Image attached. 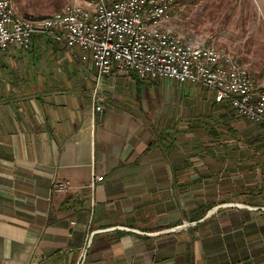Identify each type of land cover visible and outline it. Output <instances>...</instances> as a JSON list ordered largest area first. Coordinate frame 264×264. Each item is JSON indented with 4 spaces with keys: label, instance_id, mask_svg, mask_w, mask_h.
I'll return each mask as SVG.
<instances>
[{
    "label": "crops",
    "instance_id": "obj_1",
    "mask_svg": "<svg viewBox=\"0 0 264 264\" xmlns=\"http://www.w3.org/2000/svg\"><path fill=\"white\" fill-rule=\"evenodd\" d=\"M80 54L0 50V264H264L260 125Z\"/></svg>",
    "mask_w": 264,
    "mask_h": 264
},
{
    "label": "built area",
    "instance_id": "obj_2",
    "mask_svg": "<svg viewBox=\"0 0 264 264\" xmlns=\"http://www.w3.org/2000/svg\"><path fill=\"white\" fill-rule=\"evenodd\" d=\"M178 0H88L66 5L64 14L37 23L16 20L9 0H0V50L12 46L25 51L36 36L78 48L83 62L99 77L135 74L140 79H171L198 85L227 103L235 113L260 125L264 139V85H257L247 68L222 50L195 43L185 47L183 36L170 30ZM100 111L101 107H97ZM103 177H94L101 182ZM68 181L55 190L65 192Z\"/></svg>",
    "mask_w": 264,
    "mask_h": 264
},
{
    "label": "rangeland",
    "instance_id": "obj_3",
    "mask_svg": "<svg viewBox=\"0 0 264 264\" xmlns=\"http://www.w3.org/2000/svg\"><path fill=\"white\" fill-rule=\"evenodd\" d=\"M86 0H13L18 15L39 19L61 11L66 5ZM253 1V2H252ZM244 12L249 14L244 15ZM163 26L186 40L228 52L264 85V0H178L173 20ZM190 94L211 93L198 86Z\"/></svg>",
    "mask_w": 264,
    "mask_h": 264
},
{
    "label": "bare ground",
    "instance_id": "obj_4",
    "mask_svg": "<svg viewBox=\"0 0 264 264\" xmlns=\"http://www.w3.org/2000/svg\"><path fill=\"white\" fill-rule=\"evenodd\" d=\"M85 6H88V0H86L83 3H77V7H85ZM9 10H16L14 8L13 0H9ZM56 14H64V8L61 11L59 10V12H56ZM52 16H55V13H53L47 17H44V18H48V17H52ZM16 20L26 21L29 23H37L38 21L41 20V18H39V19L26 18V17L20 16V15H18V13H16ZM183 45H185V47H195V43L186 40L184 37H183Z\"/></svg>",
    "mask_w": 264,
    "mask_h": 264
}]
</instances>
